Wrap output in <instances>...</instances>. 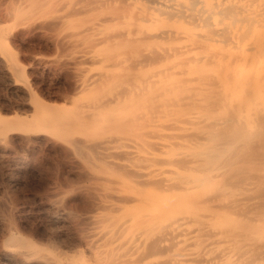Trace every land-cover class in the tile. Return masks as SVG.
Returning a JSON list of instances; mask_svg holds the SVG:
<instances>
[{
  "label": "bare ground",
  "instance_id": "6f19581e",
  "mask_svg": "<svg viewBox=\"0 0 264 264\" xmlns=\"http://www.w3.org/2000/svg\"><path fill=\"white\" fill-rule=\"evenodd\" d=\"M31 35L65 52L37 61L70 71L72 96L0 118V135L58 127L85 155L95 186L74 195L105 212L80 233L107 249L98 264H137L147 231L176 240L163 264H264V0H0V65L33 99L8 47Z\"/></svg>",
  "mask_w": 264,
  "mask_h": 264
},
{
  "label": "rangeland",
  "instance_id": "374dc122",
  "mask_svg": "<svg viewBox=\"0 0 264 264\" xmlns=\"http://www.w3.org/2000/svg\"><path fill=\"white\" fill-rule=\"evenodd\" d=\"M40 38L39 35H31L12 40L14 44L12 41L8 43L10 45L8 47H11L9 49L26 71L25 79L28 87L33 91L31 96L34 100L29 94L18 90L17 86L21 84L8 79L6 70L0 65V118L2 119L30 117L31 108L34 109L37 98L59 106L64 103L62 96L65 93L72 96L73 74L70 71H61L62 73L54 71V67L50 69V71L53 70L50 72L37 61V59H59L61 55H66L65 52L48 48ZM63 123L59 124L63 125ZM57 128L47 127L46 131L38 134L19 131L10 132L6 136L0 135V138L2 137L0 139V264H47L52 261L51 259L55 262L58 260L61 264H81L82 262L98 264L106 256V248L89 251L85 242L83 243L80 239L86 235L96 237L97 227L101 221L98 222V218L92 216L100 214L101 219L104 220L105 212L99 210L96 205L98 200L91 193L82 199L75 197L74 194L78 189L94 187L95 183L84 175H76L79 168L85 165L83 159L85 155H71L65 148L69 143L64 142L65 133ZM55 130L58 133L54 134ZM60 132L64 136H61ZM79 132L75 131L81 135ZM89 133L91 131L87 132ZM59 134L64 140L58 139ZM77 134L69 133L71 137ZM26 135H31V141L26 138ZM68 137L70 136L67 135V139H72ZM54 204H61L64 214L57 212ZM67 213L69 215H65ZM80 233L86 235L81 236ZM156 234L160 235V238L155 244L149 246L152 244L149 240ZM12 235L13 237L15 235L16 239L13 240ZM22 241L26 244L23 245ZM174 241L158 231H147L144 235L137 237L133 257L141 256L137 264H163L169 257H178L176 247L173 246ZM32 250L36 253H32L31 257L34 259H26L25 256L30 255ZM25 251L30 254L25 255ZM39 254L42 255L39 256ZM34 255L39 256L38 259H35L37 256L34 257ZM59 262L56 263L59 264Z\"/></svg>",
  "mask_w": 264,
  "mask_h": 264
}]
</instances>
